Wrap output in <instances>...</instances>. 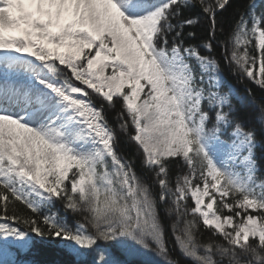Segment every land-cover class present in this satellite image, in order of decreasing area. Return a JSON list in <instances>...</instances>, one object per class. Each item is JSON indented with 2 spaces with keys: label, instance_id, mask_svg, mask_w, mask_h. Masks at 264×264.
Listing matches in <instances>:
<instances>
[{
  "label": "snow or ice",
  "instance_id": "snow-or-ice-1",
  "mask_svg": "<svg viewBox=\"0 0 264 264\" xmlns=\"http://www.w3.org/2000/svg\"><path fill=\"white\" fill-rule=\"evenodd\" d=\"M0 69V264L32 234L71 264H133L153 245L181 264L169 202L194 264H264V0H0ZM201 224L219 242L197 243Z\"/></svg>",
  "mask_w": 264,
  "mask_h": 264
},
{
  "label": "trees",
  "instance_id": "trees-1",
  "mask_svg": "<svg viewBox=\"0 0 264 264\" xmlns=\"http://www.w3.org/2000/svg\"><path fill=\"white\" fill-rule=\"evenodd\" d=\"M232 2L235 5H241L245 2V0H232ZM225 17H230V13L225 14ZM225 17H220V19H224ZM188 30L191 31L194 29ZM196 30L198 31V34H202L199 33L198 29ZM229 48H231V45H229ZM249 53L250 55L255 54L251 49V46H249ZM254 71L257 72V78H259V60L257 61V65L254 67ZM225 74H228L227 69H225ZM229 78L232 80V83L235 84L241 91H243L245 87L255 88V86L249 81L237 80L234 76H230ZM256 95L259 97L261 93L257 90ZM117 111L118 109L107 110V118L109 122L113 125V127H118L119 122L117 120ZM121 150L127 153L129 157H132L134 150L126 143V140L122 143ZM256 156L259 161V168L255 179L256 181L260 180L262 183H264V141L258 140ZM136 167L137 169H139V163H137ZM150 178L152 177L150 176ZM171 181L172 183L170 184V186H173L175 182V175L171 177ZM153 187L155 188V186ZM188 203L189 205H191L190 200L188 201ZM170 207H174L171 202H169L168 205L160 206L158 208V211L160 212L162 217V223L166 225V245L169 249L168 259L180 261L181 264H194V261L191 258H186L181 254L179 246L175 241V235L179 234V230L183 228V223L181 222L180 224H177V231L173 232L172 226L176 224V216L174 211L172 213L168 212L167 209ZM15 208L16 211L22 215H29L31 211L29 209H26L22 204L19 203L15 205ZM11 209L12 206L9 207L8 214H12ZM68 215L71 218L70 226L74 227L77 223H86L84 219V213H69ZM187 219H192V217L189 216L187 217ZM32 235L36 241V246L26 253L17 254L23 257V259L19 261V264H71V257L65 255V253L61 251L63 245L53 243V238H49L48 242H43L41 241L40 237L35 236V234ZM195 237L197 243L201 245L208 243L209 241L219 242L215 236H213L207 229L202 226V224L199 225L198 228L195 230ZM98 243L104 245L110 242L99 241ZM128 259L132 260L133 264H166L164 257L160 256L154 250V245L153 250H145V254L136 257H128Z\"/></svg>",
  "mask_w": 264,
  "mask_h": 264
},
{
  "label": "rangeland",
  "instance_id": "rangeland-1",
  "mask_svg": "<svg viewBox=\"0 0 264 264\" xmlns=\"http://www.w3.org/2000/svg\"><path fill=\"white\" fill-rule=\"evenodd\" d=\"M2 76H3V70L0 69V77H2ZM10 78L16 79L17 77H16L14 74H11V75H10ZM206 202H207V201H206ZM217 204H218V203H216V202L213 203V211H215V210L217 209V207H218Z\"/></svg>",
  "mask_w": 264,
  "mask_h": 264
},
{
  "label": "bare ground",
  "instance_id": "bare-ground-1",
  "mask_svg": "<svg viewBox=\"0 0 264 264\" xmlns=\"http://www.w3.org/2000/svg\"><path fill=\"white\" fill-rule=\"evenodd\" d=\"M11 79H13V78H11Z\"/></svg>",
  "mask_w": 264,
  "mask_h": 264
}]
</instances>
